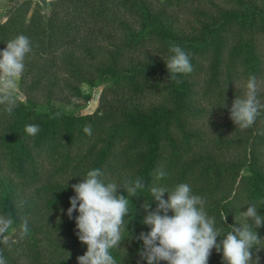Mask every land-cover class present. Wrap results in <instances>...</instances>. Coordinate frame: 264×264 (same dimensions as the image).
Masks as SVG:
<instances>
[{
  "label": "trees",
  "instance_id": "16d2710c",
  "mask_svg": "<svg viewBox=\"0 0 264 264\" xmlns=\"http://www.w3.org/2000/svg\"><path fill=\"white\" fill-rule=\"evenodd\" d=\"M188 1L50 0L44 13L22 0L0 22V51L20 34L32 49L19 81L25 100L12 114L0 105V213L17 229L8 234L17 243H0L7 264H78L87 245L76 234L78 212L70 219L67 209L72 185L93 168L106 182L139 177L146 186L129 198L128 230L110 250L117 264H147L138 237L151 230L143 224V205L157 207L152 186L189 184L224 234L251 223L241 215L251 203L264 215V108L243 130L229 112L242 97L234 79L262 77L256 40L264 36V4L226 0L188 34L170 19ZM169 42L190 54L193 71L178 75L179 82L166 68ZM81 84L103 86L95 111L72 114L53 106L62 93L68 102L88 101ZM33 123L40 131L30 136L25 126ZM159 171L164 178L157 179ZM23 219L29 233L19 240ZM256 231L264 239V226ZM252 253L264 264V249ZM208 264H225L222 252L214 248Z\"/></svg>",
  "mask_w": 264,
  "mask_h": 264
},
{
  "label": "clouds",
  "instance_id": "9594fccd",
  "mask_svg": "<svg viewBox=\"0 0 264 264\" xmlns=\"http://www.w3.org/2000/svg\"><path fill=\"white\" fill-rule=\"evenodd\" d=\"M31 50L30 39L20 34L0 51V105L5 106L8 114H12L22 100L19 81L25 70V57ZM169 52L171 55L165 62L169 79L177 80L178 75L193 71L190 54L179 44L169 42ZM262 108L264 104L258 99L257 77L250 74L244 96H236L232 102L230 119L242 130L248 129L261 115ZM39 131L38 124L25 126V132L30 136ZM84 132L91 135V127L86 125ZM165 175L159 171L157 179ZM145 187L139 177L125 179L122 184L106 182L102 171L96 168L87 171L79 183L72 185L75 195L70 197L67 215L71 219L73 212H78L75 217L76 234L79 241L87 245L84 255L77 257L78 264H117L110 250L119 247L124 239L122 231L128 230L125 217L130 214L129 198L139 196L138 191ZM121 188L126 195L120 194ZM150 192L157 207L152 211L149 203L143 205L147 212L143 224L150 226L151 230L141 232L138 237L143 242L139 255L147 264H161L162 261L166 264H208L214 248L222 252L225 264H259V256L253 259L252 249L255 247L257 252L264 249L260 247L264 239L256 231L264 226V215L258 213L255 203L241 212L251 223L230 226L231 231L224 234L216 227L215 218L207 215L204 198L194 194L189 184L179 183L171 190L163 185L152 186ZM165 193L168 194L167 200L163 198ZM13 225L14 219L10 215L0 213V243L5 246L17 243V239L10 240L7 235L10 230L17 232ZM28 233V221L23 219L18 239L23 240ZM0 264H7L3 250H0Z\"/></svg>",
  "mask_w": 264,
  "mask_h": 264
},
{
  "label": "rangeland",
  "instance_id": "374dc122",
  "mask_svg": "<svg viewBox=\"0 0 264 264\" xmlns=\"http://www.w3.org/2000/svg\"><path fill=\"white\" fill-rule=\"evenodd\" d=\"M22 0H0V22L5 20L8 12ZM50 0H32L31 7L36 4L40 5L41 10L44 13L49 11ZM258 3L264 4V0H257ZM226 0H191L186 3L182 10L177 11L170 16L171 22L174 26L182 32L188 34L195 32L199 29L201 24L206 20L205 16H213L219 9L226 7ZM201 13V14H200ZM200 14V15H199ZM257 45L260 48V55L262 61H264V36H257ZM258 81V99L261 104H264V66L262 71V77L257 79ZM245 78L234 79L233 90L239 92L243 97L246 92ZM102 85L90 86L87 84H81V89L84 93H88L90 98L88 101L80 100H65L67 95L65 93L59 94L58 98L52 101L53 106L61 108L66 113L72 114H86L95 111L100 104V94ZM22 100H25V96L22 94ZM210 118H207L204 122H209ZM12 233V231L10 230ZM9 232V233H10ZM8 233V234H9ZM7 234V235H8Z\"/></svg>",
  "mask_w": 264,
  "mask_h": 264
}]
</instances>
